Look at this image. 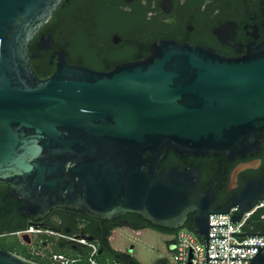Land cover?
Masks as SVG:
<instances>
[{
    "label": "water",
    "instance_id": "obj_1",
    "mask_svg": "<svg viewBox=\"0 0 264 264\" xmlns=\"http://www.w3.org/2000/svg\"><path fill=\"white\" fill-rule=\"evenodd\" d=\"M63 0H0V183L26 204L22 217L77 210L109 221L136 214L153 226L189 229L205 244L210 215L240 220L264 198V176L217 209L210 188L189 164L160 168L164 153L228 159L256 153L264 142V39L238 57L177 40H156L146 57L107 72L70 63L56 50L54 72L39 78L29 60L52 48L29 43ZM233 44L234 24L213 29ZM256 187L261 192L250 199ZM235 235V234H232ZM238 236H258L238 234ZM264 237V235H263ZM92 241V238H86ZM250 248V247H230ZM249 264H264V246ZM132 248L128 251L131 252ZM0 264H42L0 249Z\"/></svg>",
    "mask_w": 264,
    "mask_h": 264
},
{
    "label": "flooded vegetation",
    "instance_id": "obj_2",
    "mask_svg": "<svg viewBox=\"0 0 264 264\" xmlns=\"http://www.w3.org/2000/svg\"><path fill=\"white\" fill-rule=\"evenodd\" d=\"M226 22L234 24L232 45L213 34L215 27ZM37 35L38 39L50 35L53 40L52 48L42 51L52 71L42 78L54 72L57 57L53 53L59 49L70 63L101 73L146 57L156 40H177L238 57L264 39V0H63ZM167 158L160 161V168L197 167L199 186L202 191L211 189L217 209L237 199L247 183L264 176V142L256 153L232 159L182 156L179 163L187 164L167 166ZM260 192L261 187H256L250 199ZM24 204L9 195L7 184L0 183V249L27 258L47 253L56 242H66L65 237L75 236L73 232L86 221L80 211L65 208L29 220L18 212ZM31 225L44 231L18 234L17 228ZM247 235L263 236L264 230L254 222L253 232Z\"/></svg>",
    "mask_w": 264,
    "mask_h": 264
},
{
    "label": "built area",
    "instance_id": "obj_3",
    "mask_svg": "<svg viewBox=\"0 0 264 264\" xmlns=\"http://www.w3.org/2000/svg\"><path fill=\"white\" fill-rule=\"evenodd\" d=\"M264 208V198L252 209L244 212L240 220L230 223L231 216L239 213L238 207H232L227 215H210L209 225H226V227H209L208 237H226V239H208V258H220L225 260H208V264H249V260H229V259H252L257 253L254 247L264 246L263 236H238L245 234L244 226L251 216ZM44 230L29 226L18 234L31 235L42 233ZM235 234V235H232ZM167 248L171 254L174 264H205V244H203L190 229H178V232L170 237ZM67 242L79 244L88 248L89 264H98L94 257L98 251V246L85 237H65ZM230 247H250V248H230ZM34 257L47 260L50 264H72L74 261L63 254L38 252Z\"/></svg>",
    "mask_w": 264,
    "mask_h": 264
},
{
    "label": "trees",
    "instance_id": "obj_4",
    "mask_svg": "<svg viewBox=\"0 0 264 264\" xmlns=\"http://www.w3.org/2000/svg\"><path fill=\"white\" fill-rule=\"evenodd\" d=\"M38 40V35L35 36L29 43L30 51L35 50V42ZM36 57H31L29 60V65L35 75L39 78L50 74L52 69L48 63V56L45 55L42 51H35ZM167 155L166 165L173 164H187L188 161L179 163V156L174 155L173 153H164V156ZM83 217L86 219L84 226L73 232V235L77 237L92 238V243L98 246V251L94 257V260L98 264H138L137 261L128 253L119 252L112 248L110 240L112 234L115 230L121 228H128L132 231H141L145 229H153L162 234L173 236L178 230H169L166 228H160L151 225L147 221L143 220L140 216L136 214H125L118 218L111 219L109 221L93 219L85 216L82 213ZM258 224L261 230H264V208L257 211L253 216L249 218L244 226L245 234L253 232V223ZM190 226V217L184 223V226L180 229H188ZM28 226L17 228L22 231L25 230ZM179 229V230H180ZM170 242H167L169 244ZM57 254H63L69 259L73 260L72 264H89V250L88 248L81 246L79 244L70 243V242H56L52 248L48 251ZM47 252V253H48ZM31 259L42 263L50 264L47 260H42L37 257H32ZM155 264H166L165 260H159Z\"/></svg>",
    "mask_w": 264,
    "mask_h": 264
},
{
    "label": "rangeland",
    "instance_id": "obj_5",
    "mask_svg": "<svg viewBox=\"0 0 264 264\" xmlns=\"http://www.w3.org/2000/svg\"><path fill=\"white\" fill-rule=\"evenodd\" d=\"M171 236L153 229L140 232L128 228L117 229L113 232L110 243L114 250L130 254L138 264H155L165 260L166 264H174L167 248Z\"/></svg>",
    "mask_w": 264,
    "mask_h": 264
},
{
    "label": "crops",
    "instance_id": "obj_6",
    "mask_svg": "<svg viewBox=\"0 0 264 264\" xmlns=\"http://www.w3.org/2000/svg\"><path fill=\"white\" fill-rule=\"evenodd\" d=\"M135 232H140V231H135Z\"/></svg>",
    "mask_w": 264,
    "mask_h": 264
}]
</instances>
